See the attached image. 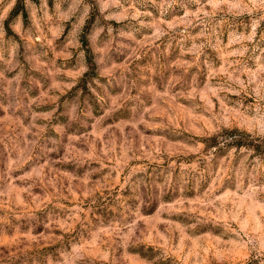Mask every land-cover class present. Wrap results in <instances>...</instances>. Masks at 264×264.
<instances>
[{"label": "clouds", "instance_id": "9594fccd", "mask_svg": "<svg viewBox=\"0 0 264 264\" xmlns=\"http://www.w3.org/2000/svg\"><path fill=\"white\" fill-rule=\"evenodd\" d=\"M0 264H264V0H0Z\"/></svg>", "mask_w": 264, "mask_h": 264}]
</instances>
